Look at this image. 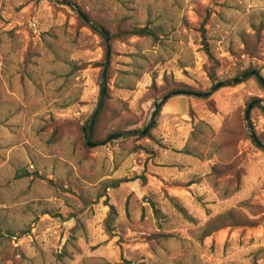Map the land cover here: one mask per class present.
Listing matches in <instances>:
<instances>
[{
	"label": "rangeland",
	"instance_id": "obj_1",
	"mask_svg": "<svg viewBox=\"0 0 264 264\" xmlns=\"http://www.w3.org/2000/svg\"><path fill=\"white\" fill-rule=\"evenodd\" d=\"M73 2L115 36L97 147L84 127L106 42L62 3L0 0V264H264V151L245 120L260 101L251 123L264 140L255 78L171 98L157 142L110 137L143 130L171 87L207 94L210 75L226 83L247 70L264 81V0ZM132 27L159 35L121 34ZM228 211L241 227L205 238Z\"/></svg>",
	"mask_w": 264,
	"mask_h": 264
},
{
	"label": "trees",
	"instance_id": "obj_2",
	"mask_svg": "<svg viewBox=\"0 0 264 264\" xmlns=\"http://www.w3.org/2000/svg\"><path fill=\"white\" fill-rule=\"evenodd\" d=\"M68 2H70L71 4H73L75 6V8L82 14L84 15L90 22H92L93 24H95L96 28L95 27H92L91 25H89L86 21H84L81 16L78 14V18L81 19L82 21H84L85 25L90 28L93 32H95L96 34H98L105 42H106V39H105V36L100 33V31L98 30V28H104L109 36H110V40L111 42L115 40V36L111 35V32L105 28V27H102V26H99L96 22L93 21V19H91L90 17L86 16L82 10L80 9V7L75 3L73 2L72 3V0H67ZM97 25L99 27H97ZM204 26V25H203ZM204 30V28H203ZM121 34H124V35H128V36H131V37H144V38H150V39H155L158 37L159 33L157 31L156 28H150V27H144V28H136V27H132L130 28L128 31H125ZM203 39H204V43L203 45L205 46L206 50H207V54L208 56H210V53L208 51V45H207V41H206V37L205 35H203ZM106 58H107V49H106ZM100 67L102 68V72L104 71V67H105V63H102L100 65ZM251 71H256V70H247L245 71L242 75H245L247 74L248 72H251ZM258 72V71H257ZM103 74V73H102ZM209 78L211 80H213L214 82V86H217L221 83H218L217 80H215V76L214 75H210ZM250 78H255L257 80V82L260 84L261 87L264 88V84L262 82L261 79H259L257 76L255 75H250V76H246L239 84H242L244 83L246 80L250 79ZM108 80H109V75H107V86H108ZM237 84V85H239ZM100 90H101V85H100ZM189 93V94H192V95H195L194 98L197 99V98H200L198 96L200 95H203V93H200L199 91H196L195 89H192V88H189V87H186V86H176V87H171L169 88L163 95L162 99H165L163 101V103L161 104V106L158 108V110L156 111L155 113V116H154V121L151 125V128L149 130V132L144 136V137H136L138 140H142V139H147V140H151L153 142H157L156 141V138L154 137V135L151 133L153 130L156 129L157 125H158V118L160 116V112L162 111V108L168 103V101L171 99V98H168L170 95L172 94H176V93ZM100 97H101V93H100ZM177 97V96H175ZM189 98H191L192 96H187ZM173 98V97H172ZM201 99V98H200ZM108 100V87H107V94H106V100H105V104L102 108V110L99 112L97 118L95 119V124H94V127L92 128L91 127V124H92V121H93V116H94V113L97 111L98 109V106L100 104V98H99V101H98V105L94 111V113L92 114V116L90 117V119L88 120V122L86 123V126L84 127V129L86 130L84 132V134L86 135V137L90 138V131L92 130V137L95 136V132L96 130L98 129V126L100 124V121L102 119V116L106 110V102ZM202 100H204L202 98ZM252 103V102H251ZM250 105V104H249ZM248 105V106H249ZM255 107H259V105H256ZM189 114L190 115H194V111H193V108L190 106L189 107ZM191 123H194V120L191 119ZM145 129V128H144ZM143 129V130H144ZM143 130H135V131H143ZM254 131V130H253ZM126 132H131V131H121V130H118L114 133H112L110 135V137H116L115 140H120L121 138H118L119 135L123 134V133H126ZM192 135H194V132L192 133ZM123 140H127L128 138H122ZM258 140L260 143L264 144V140L260 139L258 137ZM97 142V141H96ZM252 143L259 149V150H262L264 151V146H260V145H257L255 144L253 141ZM140 150H143V149H140ZM145 151V150H144ZM184 154L186 155H192V153L190 151H182ZM182 213L185 214V216H187L186 214V211H184L183 209H179ZM115 214V209L113 206H110V212H109V219L107 220V224L110 225V219L113 217V215ZM213 224H214V227L212 229V231H209L207 232L204 237L207 238L209 236H211L212 234L220 231V230H223V229H229V228H236V227H241V223L239 220H236L235 219V213L234 211H228L224 214H221L219 215L214 221H213ZM212 225L211 222L208 223V227H210ZM257 225L254 224V223H251V225H249V227H256Z\"/></svg>",
	"mask_w": 264,
	"mask_h": 264
},
{
	"label": "water",
	"instance_id": "obj_3",
	"mask_svg": "<svg viewBox=\"0 0 264 264\" xmlns=\"http://www.w3.org/2000/svg\"><path fill=\"white\" fill-rule=\"evenodd\" d=\"M51 1H54V2H57V3H62L64 5H67L73 9H75L77 11V13L81 16V18L86 21L89 25H91L92 27H95V24H93L92 22H90L84 15H82L76 8L73 4H71L70 2H68L67 0H51ZM98 30L100 31V33H102L104 36H105V39H106V44H107V58H106V62H105V67H104V71H103V74H102V82H101V97H100V104L98 106V109L97 111L94 113V116H93V121H92V124H91V127L93 128L94 127V124H95V119L97 118L99 112L102 110L104 104H105V100H106V94H107V75H108V71H109V68H110V63H111V40H110V36L108 34V32L104 29V28H98ZM250 75H255L257 76L259 79L262 80V77L260 75V73H258L257 71H251V72H248L247 74L245 75H242L232 81H229V82H226V83H221L217 86H215L209 93L207 94H203V95H200L198 97L200 98H208L209 96H211L213 93H215L219 88H222L224 86H230V85H233V84H239L246 76H250ZM263 84H264V81L262 80ZM179 95H183V96H195V95H192V94H189V93H176V94H172L170 95L168 98H172V97H175V96H179ZM166 100L163 99L160 103H157L155 104V107H154V111L152 112L151 114V117H150V120L147 124V126L145 127V129L143 131H131V132H126V133H123L121 135L118 136V138H127V137H144L150 130L151 128V125L154 121V116H155V113L156 111L158 110V108L161 106V104L163 103V101ZM256 105H259L261 106V102L260 101H253L252 103H250V105L247 107V110H246V113H245V120H246V125H247V129H248V132L250 134V137L252 139V141L257 144V145H260V146H264V144L260 143L259 140H258V137L256 136V134L253 132V126H252V123H251V112L252 110L254 109V107ZM86 130L84 129V132ZM92 130L90 131V138H89V141L87 142V145L88 146H94V147H97L98 145H95V144H92L91 143V136H92ZM116 137H113V139H115Z\"/></svg>",
	"mask_w": 264,
	"mask_h": 264
},
{
	"label": "crops",
	"instance_id": "obj_4",
	"mask_svg": "<svg viewBox=\"0 0 264 264\" xmlns=\"http://www.w3.org/2000/svg\"><path fill=\"white\" fill-rule=\"evenodd\" d=\"M172 102V101H171ZM184 107V111H185V99L179 101V105L176 104H170V109H168L169 114H174L175 112H178V108Z\"/></svg>",
	"mask_w": 264,
	"mask_h": 264
}]
</instances>
